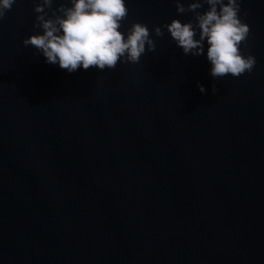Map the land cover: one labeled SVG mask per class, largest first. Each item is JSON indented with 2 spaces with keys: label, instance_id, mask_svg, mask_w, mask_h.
Instances as JSON below:
<instances>
[{
  "label": "water",
  "instance_id": "95a60500",
  "mask_svg": "<svg viewBox=\"0 0 264 264\" xmlns=\"http://www.w3.org/2000/svg\"><path fill=\"white\" fill-rule=\"evenodd\" d=\"M34 2L0 20V264H264V0L252 71L215 80L151 33L193 18L175 0H126L138 63L71 73L22 44Z\"/></svg>",
  "mask_w": 264,
  "mask_h": 264
},
{
  "label": "clouds",
  "instance_id": "9594fccd",
  "mask_svg": "<svg viewBox=\"0 0 264 264\" xmlns=\"http://www.w3.org/2000/svg\"><path fill=\"white\" fill-rule=\"evenodd\" d=\"M17 0H0V20ZM242 0H190L187 4L175 0L178 14L191 12L185 22L172 19L153 26L156 37L167 31L171 40L185 55H205L213 79L226 75L238 77L251 72L256 58L245 54L241 44L247 39L250 27L241 15ZM55 5V6H54ZM33 28L38 29L22 40L33 46L46 63L71 73L94 66L98 70L114 69L118 62L138 63L156 44L149 27L132 22L124 28L122 22L129 9L126 0H35ZM199 91L205 87L197 82ZM217 91L215 85L212 92Z\"/></svg>",
  "mask_w": 264,
  "mask_h": 264
}]
</instances>
